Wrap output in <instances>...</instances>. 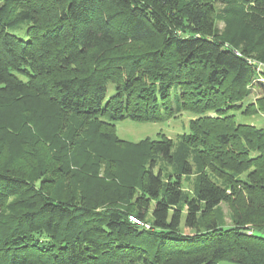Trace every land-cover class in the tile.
<instances>
[{
	"label": "trees",
	"instance_id": "1",
	"mask_svg": "<svg viewBox=\"0 0 264 264\" xmlns=\"http://www.w3.org/2000/svg\"><path fill=\"white\" fill-rule=\"evenodd\" d=\"M24 23L25 37L13 32ZM263 46L264 0H0V106L21 110L28 135L18 148L32 166L36 146L68 164L93 139L170 162L172 138L122 140L116 123H166L187 111L177 173H190L189 146L198 173L183 199L179 179L163 185L149 163L127 187L135 209L125 210L117 193L90 204L77 184L56 196L49 174L59 166L32 175L0 154V264H264V129L237 119L264 112L252 63L264 65ZM254 82L262 94L241 101ZM222 202L230 227L212 216Z\"/></svg>",
	"mask_w": 264,
	"mask_h": 264
},
{
	"label": "rangeland",
	"instance_id": "2",
	"mask_svg": "<svg viewBox=\"0 0 264 264\" xmlns=\"http://www.w3.org/2000/svg\"><path fill=\"white\" fill-rule=\"evenodd\" d=\"M221 7L222 5L217 4V8ZM26 28L27 24L24 23L14 29L13 32L19 36L25 37ZM217 29L220 32H224V24L222 21H217ZM259 50L264 51V46ZM256 83L258 82L248 85V93L243 99H241V101L248 99L250 96L254 98L262 94L263 89H260ZM108 88L110 93L113 91L114 85H109ZM173 92H176L177 95L179 94L177 90ZM241 101H236V103L238 104ZM224 103V100H222L221 104L217 102L219 106L215 109L223 110L224 106L222 104ZM18 111L19 108L11 103L0 106V154L9 158L13 157L12 159L16 162L22 163L19 165L25 167L22 169L23 171L31 172L32 175L38 172L39 167L41 169H51L54 166H59L58 169L56 168L59 171V176L56 175V173L49 174V178L55 182L52 192L56 196L64 197L67 193L70 195L72 193L70 187L77 184L82 190L80 194H83L85 201L90 204L99 202V199H103L106 194L114 196L118 194L117 196H119L120 199L115 205L125 210H134L135 204L133 200H130L127 197L126 190L128 186L136 184L141 170L148 167L149 163L154 165L155 172H160L163 185H165L169 179H179L183 199L186 197L189 198L194 194L198 173L195 161L196 151L193 147L189 146L183 152V158L186 161L187 167L190 169V173L187 175H180L177 173L178 165L180 163L178 158L179 136L183 133L189 132V123L192 120L191 113L187 111H182L178 115L169 116L166 123H139L129 119L116 123V135L122 140L135 142L145 138L155 139L159 132L172 138L174 141L172 144L174 156L170 162L163 160L158 155H151L143 147L135 148L134 145H128L126 147L125 145L120 146L114 143L103 145L100 141L97 142L93 139L94 142L92 145H89L90 151L84 154V152L77 147L74 155L72 154V158L68 161V164L64 162V155L60 154L57 150L55 151L51 148V154L48 155L47 149L43 148L41 150L39 146H36L35 150L39 153L38 161L35 166H32L33 161L30 155L23 153V151L18 148L20 137L28 135L23 116L21 117L22 114H20L21 110ZM50 118L54 123L56 122V115H51ZM237 119L241 122L254 124L264 129V112L255 115L252 114L250 116L239 115L237 113ZM68 125L72 131L75 129L74 132H77L75 123L69 122ZM4 127H8L11 130L6 134L3 132ZM58 136L60 137V135ZM68 136L69 134L66 135L67 138H69ZM52 154L58 155V160H56ZM207 172L212 179L218 181L213 173L210 171ZM246 174L247 173H244L239 176L241 179H244ZM180 206H182L183 210H186L182 201ZM149 215L150 211H148L146 216V222L148 225L150 224ZM212 216L220 227H230L233 225L232 209L231 205L228 203H220V205L213 211ZM182 223L183 219L181 222V228L183 225ZM248 227L252 226L249 225ZM192 232V230H187L185 231V234H191ZM218 264L236 263L221 261Z\"/></svg>",
	"mask_w": 264,
	"mask_h": 264
},
{
	"label": "built area",
	"instance_id": "3",
	"mask_svg": "<svg viewBox=\"0 0 264 264\" xmlns=\"http://www.w3.org/2000/svg\"><path fill=\"white\" fill-rule=\"evenodd\" d=\"M252 63L256 66V71L258 73V80L264 82V65L260 62L252 61ZM129 219L139 225H143L137 218L133 216H129ZM144 227L148 228V224H145Z\"/></svg>",
	"mask_w": 264,
	"mask_h": 264
},
{
	"label": "crops",
	"instance_id": "4",
	"mask_svg": "<svg viewBox=\"0 0 264 264\" xmlns=\"http://www.w3.org/2000/svg\"><path fill=\"white\" fill-rule=\"evenodd\" d=\"M218 264V263H217Z\"/></svg>",
	"mask_w": 264,
	"mask_h": 264
}]
</instances>
